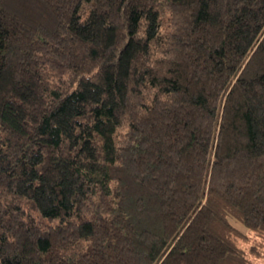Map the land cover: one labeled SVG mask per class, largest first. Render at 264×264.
<instances>
[{
  "label": "trees",
  "instance_id": "1",
  "mask_svg": "<svg viewBox=\"0 0 264 264\" xmlns=\"http://www.w3.org/2000/svg\"><path fill=\"white\" fill-rule=\"evenodd\" d=\"M263 258L264 0H0V264Z\"/></svg>",
  "mask_w": 264,
  "mask_h": 264
},
{
  "label": "rangeland",
  "instance_id": "2",
  "mask_svg": "<svg viewBox=\"0 0 264 264\" xmlns=\"http://www.w3.org/2000/svg\"><path fill=\"white\" fill-rule=\"evenodd\" d=\"M229 220H230V222H231L233 225H235V226H236L238 229H240L241 231H243V232L246 231L245 227H244L240 222L236 221V220L233 219V218H230ZM242 245H243L245 248H247V245H246V244H242ZM256 263H257V264H259V263L264 264V258H263V259H257V260H256Z\"/></svg>",
  "mask_w": 264,
  "mask_h": 264
}]
</instances>
